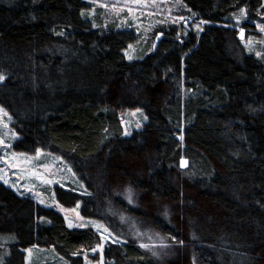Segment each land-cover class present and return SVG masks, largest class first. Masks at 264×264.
Masks as SVG:
<instances>
[{"label": "trees", "instance_id": "16d2710c", "mask_svg": "<svg viewBox=\"0 0 264 264\" xmlns=\"http://www.w3.org/2000/svg\"><path fill=\"white\" fill-rule=\"evenodd\" d=\"M180 1L200 33L162 29L154 52L129 60L135 34L94 26L85 0H0L13 149L70 166L85 193L56 188V201L118 238L105 264H264V53H247L232 27L244 9L243 39L255 36L264 0ZM137 109L146 123L124 137L120 115ZM129 224L172 255L151 257ZM97 244L92 230L0 185V264H25L29 249L84 264Z\"/></svg>", "mask_w": 264, "mask_h": 264}, {"label": "rangeland", "instance_id": "374dc122", "mask_svg": "<svg viewBox=\"0 0 264 264\" xmlns=\"http://www.w3.org/2000/svg\"><path fill=\"white\" fill-rule=\"evenodd\" d=\"M85 2L90 5L88 16L93 25L97 26L99 20L103 22V28L114 25L116 30H126L135 34L137 41L124 52L126 58V53L133 57L131 60L138 59L144 50L154 52L156 45L163 38L162 29L164 32L172 31L179 39H182L188 34H199L204 26L203 22L187 13L180 0H85ZM244 16L240 14L239 17H235V24L232 27L239 31L240 41L247 53L253 52L257 56L256 53L259 52L262 55L264 32L257 28V25L261 23L253 21L251 30L255 36L252 35L244 40V30L243 38H241ZM144 117L141 110L122 112L120 118L123 136L129 137L133 132L140 131L146 123ZM17 140L11 119L8 115L0 113V141H3L0 143V185L19 197L29 198L39 206L55 211L70 229L92 230L98 237V244L88 254L82 256L83 263L105 264L103 250L110 243H118V238L112 235L103 224L83 219L79 214V206L68 209L56 201V188L72 190L78 194L85 193L84 186L77 180L70 166L63 159L41 151L32 155L17 153L13 149ZM181 167L185 168L186 165ZM121 194L129 200L128 192L121 191ZM125 221L122 219L123 223ZM104 229H107V232ZM128 230L137 245L151 257L167 259L172 255V252L167 250L163 237L158 234L136 230L130 224ZM105 236L108 239H103ZM141 245H147V247H141ZM29 250L24 252L25 264H68L53 249L46 253L43 250L37 253V249Z\"/></svg>", "mask_w": 264, "mask_h": 264}, {"label": "snow or ice", "instance_id": "6c2138e0", "mask_svg": "<svg viewBox=\"0 0 264 264\" xmlns=\"http://www.w3.org/2000/svg\"><path fill=\"white\" fill-rule=\"evenodd\" d=\"M262 7H264V5H262ZM81 15H83V13H81ZM241 15H245V10L244 9H241ZM239 22V21H238ZM95 26V25H94ZM257 28H259V30L261 32H264V25H261V24H258L257 25ZM241 38H243V29H241ZM132 46L129 45V48H131ZM127 58L129 60H131L133 57L129 54H127ZM256 55L259 57L261 56V53L257 52ZM6 79V77L3 75V74H0V82H3L4 80ZM137 111H139V109H137ZM0 113H3L4 115H7V113L4 111V109L2 107H0ZM144 119H147V117H144ZM5 127H7V125H5ZM137 127H139V125H137ZM127 134V133H126ZM180 139L182 140L183 137L181 136ZM0 143H3V141H0ZM186 161L184 160H181V166H184L186 165ZM5 183H7V181H5ZM128 198H129V202H131V198H132V192H131V189L128 190ZM69 227H71V224H69ZM98 227H102V226H98ZM105 232H107V229H104ZM110 235V234H109ZM103 239H108L107 236L103 237ZM175 239V238H173ZM180 244H183V241H179ZM102 247V246H101ZM141 247H147V245H141ZM30 251V250H29Z\"/></svg>", "mask_w": 264, "mask_h": 264}]
</instances>
